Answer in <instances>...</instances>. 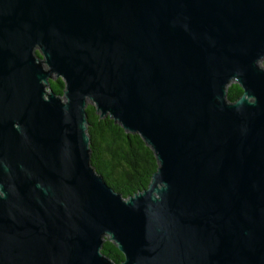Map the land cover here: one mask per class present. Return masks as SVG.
I'll return each instance as SVG.
<instances>
[{"label":"water","instance_id":"95a60500","mask_svg":"<svg viewBox=\"0 0 264 264\" xmlns=\"http://www.w3.org/2000/svg\"><path fill=\"white\" fill-rule=\"evenodd\" d=\"M262 58L264 0H0V264H264ZM88 104L144 189L92 165Z\"/></svg>","mask_w":264,"mask_h":264},{"label":"trees","instance_id":"16d2710c","mask_svg":"<svg viewBox=\"0 0 264 264\" xmlns=\"http://www.w3.org/2000/svg\"><path fill=\"white\" fill-rule=\"evenodd\" d=\"M49 87L56 94H61L63 82L59 78L50 80ZM241 93L240 86L233 82L227 88V99L234 101ZM86 113L91 163L96 171L123 197L144 189L157 166L152 150L138 134L126 133L109 116L100 118L93 105H87ZM101 252L116 263L123 258L122 253L107 240L103 242Z\"/></svg>","mask_w":264,"mask_h":264},{"label":"rangeland","instance_id":"374dc122","mask_svg":"<svg viewBox=\"0 0 264 264\" xmlns=\"http://www.w3.org/2000/svg\"><path fill=\"white\" fill-rule=\"evenodd\" d=\"M263 61H264V58H262V59L260 60V62H259V65H260V66H264Z\"/></svg>","mask_w":264,"mask_h":264}]
</instances>
